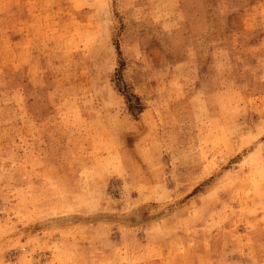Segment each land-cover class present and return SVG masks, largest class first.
Wrapping results in <instances>:
<instances>
[{
    "label": "rangeland",
    "instance_id": "374dc122",
    "mask_svg": "<svg viewBox=\"0 0 264 264\" xmlns=\"http://www.w3.org/2000/svg\"><path fill=\"white\" fill-rule=\"evenodd\" d=\"M0 264H264V0H0Z\"/></svg>",
    "mask_w": 264,
    "mask_h": 264
}]
</instances>
